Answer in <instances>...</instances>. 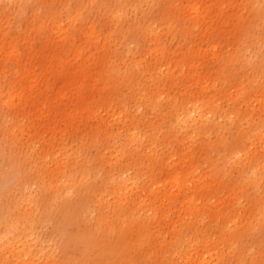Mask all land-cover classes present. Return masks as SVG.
<instances>
[{"label":"rangeland","instance_id":"1","mask_svg":"<svg viewBox=\"0 0 264 264\" xmlns=\"http://www.w3.org/2000/svg\"><path fill=\"white\" fill-rule=\"evenodd\" d=\"M263 7L264 0H0V152L10 148L19 164L15 200L6 212L0 200V214L21 223L17 203L31 196L21 207L30 215L21 232L26 255L4 241L0 223V264H184L201 235L227 233L219 229L231 219L238 228L253 225V254L240 264H264V178L236 195L227 186L264 162L257 147L247 162L227 163L264 129V104L252 101L264 89ZM239 82L246 89L236 94ZM192 104L212 108L217 119L228 115L211 136L223 141L221 156L202 139L190 143L176 125L175 113ZM132 131L136 142L127 139ZM123 171L135 187L118 197L112 178ZM189 172L204 182L192 213L190 190L170 184ZM81 203L90 217L107 216L97 229L118 243L114 253L96 260L72 252L61 208ZM222 264L235 260L224 256Z\"/></svg>","mask_w":264,"mask_h":264},{"label":"bare ground","instance_id":"2","mask_svg":"<svg viewBox=\"0 0 264 264\" xmlns=\"http://www.w3.org/2000/svg\"><path fill=\"white\" fill-rule=\"evenodd\" d=\"M264 9V7H263ZM262 12L264 13V10ZM199 14V13H197ZM242 61L244 63H247L250 65L249 56L247 54L241 55ZM197 79H199L200 75L198 72L193 73ZM192 74V78H193ZM262 84V83H261ZM263 85V84H262ZM264 87V85H263ZM246 87L243 85V83L239 82L234 85V92L236 94H239L243 91H245ZM254 92V96H255ZM264 89L260 95H262V99L256 100L253 99L252 101H256L254 105H262L264 104ZM251 94H249L247 99V104L251 105L249 101L254 97ZM203 105L199 104H192L187 106L182 112H176L175 113V122L176 125L179 127L180 130H182L186 138L189 140L190 143H194L199 139H202L205 141L204 144L207 145V147H210L212 151H214L217 155L221 156V147L223 141H216L211 139V136H219L221 129L223 128L221 124V120H225V117L227 118L228 115L224 118H215L214 117V110L212 108L203 109ZM103 112L106 114L109 113L108 108L102 109ZM120 114V112H119ZM114 113L112 114V116ZM139 136L136 132L132 131L127 134V139L129 142H136L138 140ZM249 138V145L246 148L245 152H242L240 150L237 151V149H234L230 152L227 158V163L230 165V162L235 164V166H238L239 164H242L241 162L245 159L247 162V157L250 154V150L256 149L257 147H260L264 150V129L257 132L256 134H252ZM253 138V140H252ZM241 140L238 138L233 143V148L235 144L238 146L241 144ZM212 143V144H211ZM216 147V149H215ZM208 154V153H207ZM13 152L10 148H6L2 152H0V156L2 157V161L0 162V200H3L6 204L4 211L6 212L7 209V201L12 200L15 198L13 197V189H14V182L17 179V168H18V160L15 159L13 156ZM232 156V159H231ZM242 159V160H241ZM213 160L208 154V157H205V166L206 169L211 172L212 176V167L211 164H213ZM248 166L242 165L243 168H247ZM211 169V170H209ZM226 171V168L223 170ZM218 172V170L216 171ZM192 172L186 173L181 180L180 176L175 175L170 179V184L172 189H176L178 191L190 190L189 192V199L185 202V204H188V208L191 210V213L193 211H196V199L193 197L194 191L197 190L202 186L204 183L202 179L197 178L193 179L190 177ZM123 174L128 173L119 172L116 174L115 178H112V191L113 193H116V196L119 197V195L131 192L133 188L135 187L134 182L130 181V177H124ZM205 176V175H203ZM213 177V176H212ZM241 175H238V178H236V182L234 184L227 183L228 191L231 194L236 195L238 188L240 191H243L244 184H250L252 186H258L263 178H264V162H260L254 165H251L247 168V172L244 176V178H240ZM211 178V177H209ZM23 181L25 186H30L31 184L35 183V181H30V177L28 176L27 172L25 171L23 174ZM241 179V180H240ZM256 183V184H255ZM264 183V179H263ZM188 188V189H186ZM262 193L264 194V185L261 188V192H258V195L263 199L264 202V196H261ZM13 197V198H12ZM30 194L24 198L23 201L18 202V207L20 209H17V213L21 214V223L17 219H11L9 221L6 220V217L3 214H0V223L4 224L5 228L8 230V237L4 240L7 243L11 244V247L16 250L17 252H20L23 257L26 255V241L22 240L21 232L25 231L27 228H29V224L24 221L23 219L28 218L30 215L26 214L24 212H21V207L25 203L30 204ZM260 198V199H261ZM185 199V198H184ZM105 200L104 197H100L98 201ZM234 200L239 201L238 197H234ZM139 204H143L142 200H139ZM62 212L68 213V220L65 222H61L59 224V228L61 231L65 232L68 231V227H71L72 229H69L68 231V240L70 247H72V252L74 254H78L80 256H86V257H93L94 259H99L102 256L107 255L108 253H114L115 250L118 248V243L116 242H110L108 236L102 232V236L100 237L98 234L97 227L102 224L104 221L107 220V216L103 213L100 215H97L95 217H90L91 215L86 205L81 204H72L69 205L67 208L62 207ZM197 212V211H196ZM190 213V214H191ZM258 215L261 217L260 212H257ZM199 215V214H198ZM198 215L192 216L193 220H195L194 223H197V220H200V217L198 218ZM149 216V215H148ZM153 219V218H152ZM78 220H81L79 222H83L84 225L81 227L78 223ZM92 221H94V224H92ZM12 225H17L18 230H11ZM245 227L238 228V220L231 219L228 224L223 225L220 227V231H226L227 233H211V235H201L200 238H202L203 242L201 244L194 243L193 247L188 250V255H184V264H222L224 260V256H230L235 260V264H240L242 256H251L253 254V251L250 244H248L247 240L249 235H251V232L253 231V225L250 222L245 221L244 223ZM224 228V229H223ZM221 231V232H222ZM131 232V231H130ZM138 232V231H137ZM142 233L141 231L138 232V234ZM159 238H163L161 235H156ZM203 236V237H202ZM252 237V236H251ZM246 242V244L244 243ZM123 244V243H122ZM260 248H264V237L260 238L259 245ZM122 247V245H121ZM192 256H196L193 258ZM215 256V257H213ZM23 262L25 259H21Z\"/></svg>","mask_w":264,"mask_h":264},{"label":"snow or ice","instance_id":"3","mask_svg":"<svg viewBox=\"0 0 264 264\" xmlns=\"http://www.w3.org/2000/svg\"><path fill=\"white\" fill-rule=\"evenodd\" d=\"M11 230L15 231L18 230V226L17 225H12L11 226ZM32 236L34 239L38 238V236L36 235V233L33 231Z\"/></svg>","mask_w":264,"mask_h":264}]
</instances>
